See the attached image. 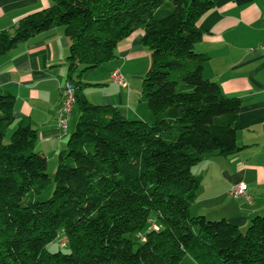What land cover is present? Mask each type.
Instances as JSON below:
<instances>
[{
	"label": "trees",
	"instance_id": "trees-1",
	"mask_svg": "<svg viewBox=\"0 0 264 264\" xmlns=\"http://www.w3.org/2000/svg\"><path fill=\"white\" fill-rule=\"evenodd\" d=\"M49 1L0 32V56L62 27L78 118L57 155L52 195L37 201L50 183L47 161L29 119L8 133L15 98L0 88V264H179L185 255L197 264H264V215L241 231L189 212L201 184L191 169L239 150L241 102L203 77L207 57L194 50L197 22L218 0ZM136 30L150 54L141 94L151 124L83 93L82 74L112 60ZM62 237L67 253L46 250Z\"/></svg>",
	"mask_w": 264,
	"mask_h": 264
},
{
	"label": "crops",
	"instance_id": "crops-1",
	"mask_svg": "<svg viewBox=\"0 0 264 264\" xmlns=\"http://www.w3.org/2000/svg\"><path fill=\"white\" fill-rule=\"evenodd\" d=\"M50 5L49 0H0V32H12L22 17ZM197 27L202 36L194 50L207 57L203 77L225 97L239 99L241 107L234 124L239 150L228 157L207 155L193 167L201 184L189 210L192 216L223 219L243 231L253 217L264 215V0H218ZM142 34L136 30L118 44L112 60L83 73L81 80L90 103L115 107L127 120L150 124L153 117L141 94L150 65ZM69 47L63 28L54 27L0 56V88L15 98L13 124L29 119L38 135L36 150L47 165L65 148L76 123L73 108L65 131L59 127ZM116 69L124 86L110 79ZM81 70L79 66L76 73ZM242 183L250 203L229 197V190Z\"/></svg>",
	"mask_w": 264,
	"mask_h": 264
},
{
	"label": "built area",
	"instance_id": "built-area-1",
	"mask_svg": "<svg viewBox=\"0 0 264 264\" xmlns=\"http://www.w3.org/2000/svg\"><path fill=\"white\" fill-rule=\"evenodd\" d=\"M109 76L112 82L120 86H124V80L122 75L119 73V70H113ZM61 94L62 98L59 109V127L61 130L65 131L67 117L73 110L74 89L70 84L66 83L62 89ZM228 194L232 199L243 198L248 203H250L251 201V198L246 194V185L243 183L231 188ZM151 228L154 230H158V227L156 225H152ZM58 244L60 247H65L67 244V239L65 237L60 238L58 240Z\"/></svg>",
	"mask_w": 264,
	"mask_h": 264
},
{
	"label": "rangeland",
	"instance_id": "rangeland-1",
	"mask_svg": "<svg viewBox=\"0 0 264 264\" xmlns=\"http://www.w3.org/2000/svg\"><path fill=\"white\" fill-rule=\"evenodd\" d=\"M72 117H75L76 120L78 118V110L75 108L73 114H72ZM74 118V119H75ZM153 122V121H152ZM151 124V123H150ZM16 128V125L12 124L11 127L9 128L8 130V133L11 134V132ZM48 165H47V169H46V174L49 176L50 178V183L49 185H47L41 192V194L39 196L36 197V200L37 201H45L47 199H49L52 195V192H53V189H54V183H53V175H54V172L56 170V167H57V157L56 159L54 160H50L48 161ZM193 168L191 169V172L193 174ZM190 211V214L193 215V210H189ZM218 220H221V219H217V220H214V221H218ZM208 221H211V220H208ZM244 231V230H243ZM193 232L195 233L196 232V228H193ZM124 237L128 238V235H125ZM132 240L133 241H138L139 240V235H136V236H133L132 237ZM46 250L48 252H51V253H54V252H57V251H61L63 253H67L68 250L66 247H59V244L57 241H54L50 244H48L46 246ZM179 264H197L194 260H192L188 255H185L181 261L179 262Z\"/></svg>",
	"mask_w": 264,
	"mask_h": 264
}]
</instances>
